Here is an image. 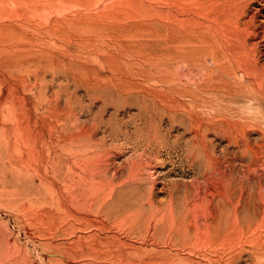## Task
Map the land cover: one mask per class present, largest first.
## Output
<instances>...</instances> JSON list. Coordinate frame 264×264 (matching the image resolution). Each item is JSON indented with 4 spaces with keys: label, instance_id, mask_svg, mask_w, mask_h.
Masks as SVG:
<instances>
[{
    "label": "rangeland",
    "instance_id": "obj_1",
    "mask_svg": "<svg viewBox=\"0 0 264 264\" xmlns=\"http://www.w3.org/2000/svg\"><path fill=\"white\" fill-rule=\"evenodd\" d=\"M0 264H264V0H0Z\"/></svg>",
    "mask_w": 264,
    "mask_h": 264
}]
</instances>
